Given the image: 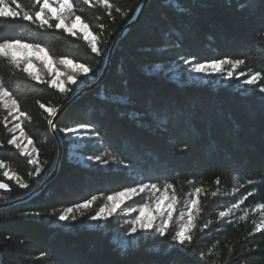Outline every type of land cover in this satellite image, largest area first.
Here are the masks:
<instances>
[{
    "label": "trees",
    "instance_id": "16d2710c",
    "mask_svg": "<svg viewBox=\"0 0 264 264\" xmlns=\"http://www.w3.org/2000/svg\"><path fill=\"white\" fill-rule=\"evenodd\" d=\"M142 1L70 0L72 16L80 15L96 35L97 47L104 52L99 57L81 35L41 29L38 22L24 21L23 11L20 18L0 19V41L39 44L54 61L74 59L91 69L61 92L0 57V83L18 102V113H24L19 114L21 129L36 152L33 164L8 144L11 136L0 101V183L8 185L0 189V205L24 197L53 171L58 153L49 127L53 115L41 104L58 111L77 86L100 75L110 44L134 19ZM17 2L33 16L39 10L33 0ZM223 59L243 61L239 72L255 75V83L241 90L234 89V82L217 88L211 83L180 85L164 74L184 62ZM157 67L161 70L156 72ZM260 88L264 0H149L139 21L119 37L103 80L57 118L62 154L54 178L26 201L0 208V264H264ZM82 124L89 125L90 139L78 153L99 156L104 167H85L70 157L72 141L59 129ZM114 163L126 169L116 170ZM37 167L42 171L33 178ZM21 182L29 187L21 188ZM152 183L175 196L178 208L197 201L190 248L175 250V223L165 229L164 237L147 236L125 250L113 242L115 230L116 235L127 233L124 218H110L102 229L87 228L89 217L109 195ZM88 200L92 203L87 208H75ZM143 204L140 196L127 207ZM69 207V215L77 219L59 222L57 217Z\"/></svg>",
    "mask_w": 264,
    "mask_h": 264
},
{
    "label": "rangeland",
    "instance_id": "374dc122",
    "mask_svg": "<svg viewBox=\"0 0 264 264\" xmlns=\"http://www.w3.org/2000/svg\"><path fill=\"white\" fill-rule=\"evenodd\" d=\"M35 1V0H33ZM95 2H98V0H93ZM6 3H10L11 0H5ZM42 2V0H41ZM50 6L53 9V12L51 15L57 14V9L59 8V5L57 3V0H51ZM69 15V14H65ZM74 17L72 14L69 15V20L66 21V23H70L71 20H73ZM84 29L81 25H77L76 35H81L85 41L89 43V40H86L84 38ZM89 31V30H88ZM90 39V37H89ZM91 47V45H90ZM18 60L21 61L20 67L26 66V62L28 58H31V62L33 64L32 73L31 76L34 79V75L38 74L40 76V81H48L50 84L51 80H58L59 83L54 86L56 89L60 90V87L63 86L65 89L67 85H75L72 83H69L68 78L69 76H72L76 79L78 75H86L79 71V69H74L71 65H62L59 63V61H54L51 58V71H49V67H46L43 60H44V53H38L33 50H21L19 52L15 50H11ZM4 57V56H0ZM6 58V57H4ZM8 59V58H7ZM10 60V59H8ZM11 61V60H10ZM194 67V64L192 62H184L175 66H171L168 69L164 70V74L168 75V77L176 82L177 84L186 83V84H206L211 83L213 87H223L228 85L231 82H234V89L235 90H241L247 87H251L255 81L256 76L255 75H249L247 72H239V64H236V62H230L228 61L224 65H222V68L217 72H212V70L206 69L205 72L202 73H193L191 71V68ZM156 72L158 70H161L160 67H157L154 69ZM59 72L61 75L59 77L56 76V73ZM232 72L233 76L231 78H227V73ZM242 73V75H241ZM252 77H255L253 80V83L251 85L245 84L244 81L246 79H250ZM35 80V79H34ZM37 81V80H36ZM236 81V82H235ZM83 87V85L77 86V89H80ZM264 94V93H263ZM0 101L3 105V108L6 112V127L8 129V132L11 136V139H14L13 146H15L21 154L27 156L30 161L35 164L36 163V152L34 148L32 147L31 143H29V140L24 136L22 129H21V117L17 111L16 106L14 107L12 104V101L8 98H0ZM19 125V127H17ZM79 128V127H78ZM66 137L68 140L72 141V144L70 146V157L74 159V162L80 165H83L85 167L89 166H99L104 167V162H101L100 160L97 161L95 159L88 160L86 157H82L78 151L82 147H84L83 141L90 139V135L87 133L86 129H81L80 131L73 133V134H66ZM113 168L116 170H125L126 167L122 164L114 163ZM5 189V188H0ZM117 195V194H116ZM116 195H113L115 197ZM140 196H143L145 198V204H143L140 207H131L128 208L127 204L130 203V201L139 198ZM161 196L164 197V200L161 201ZM172 195L167 190H152L150 187L145 189L144 192L135 194L131 197H125L122 199L121 203L116 207L115 211L109 213L108 209L112 208L113 201H109L108 199L105 201L102 208H105V214L104 217L99 221H91L89 220L86 224L88 229H102L105 226V223L110 218H117L121 217L125 219V223L128 225L127 233L124 235H116L115 231L113 236V242L121 249L125 250L128 248H134L138 245V243L143 240L147 236H159L158 231L160 227H163V221H168V226L171 223H175L176 225V231L179 232L182 229H184L185 225L188 222V211L191 209L193 218L195 216V207H192L191 200H188L183 208H178L177 203L175 202L172 205V216L171 218L167 215V205L172 204L171 200ZM157 203L161 204L160 209L156 208ZM145 205H148V210L145 211V219L152 217L153 218V227L150 230H144L139 225H136L137 227V233L133 234L131 233V227L133 226V221L135 220V217L139 215L140 208L144 207ZM190 229L188 230L189 234ZM161 237V236H160Z\"/></svg>",
    "mask_w": 264,
    "mask_h": 264
},
{
    "label": "snow or ice",
    "instance_id": "6c2138e0",
    "mask_svg": "<svg viewBox=\"0 0 264 264\" xmlns=\"http://www.w3.org/2000/svg\"><path fill=\"white\" fill-rule=\"evenodd\" d=\"M91 2V0H83L84 4H89ZM101 3H105V0H100ZM35 3L39 5V10L36 11L34 13V16L32 14H30L28 11L24 10L21 6L20 3L17 2V0H11V4L15 5V8H13L10 4L6 3L5 0H0V19H17L20 18V14L23 11V17L22 19L24 21H28L32 24H39V27L41 29L47 27L49 29L51 28H55L56 30H63V32L67 33L68 35L71 36H75L77 34L76 29H77V25H81L82 28L85 30L84 31V38L86 40H89V43L91 45V52L95 53L96 56H102L104 55V52H102L98 47H97V37L96 35L91 32L88 31L89 26L85 23L82 22V17L80 15H76L75 18L73 20H71L70 23H66V21L69 20V15L73 12V4L70 2V0H57V3L59 5V8L57 9V14L55 15H51V13L53 12L52 7L50 6L51 0H35ZM108 7H111V5H108ZM69 14V15H65V14ZM55 20V24L53 25L52 21ZM90 37V39H89ZM106 43V42H105ZM11 50H15L17 52L24 50H33L35 52L38 53H44V64L46 67H49V71H51V59L48 56V54L45 51V48L40 46L39 44H34V43H28L25 41H22L20 39H10V40H2L0 41V56H4L8 59L11 60V63L16 66L17 68H20V70L24 73H28L29 75H33L32 73V68H33V64L31 62V58L27 59L26 62V66L24 67H20L21 65V61L17 59V57L15 56V54L11 51ZM228 61L226 59L223 60H213L210 62H205V63H198L195 62L194 60L192 61V63L194 64V67L191 68V71L193 73H202L205 72L206 69H211L212 72H217L222 68V65H224L225 63H227ZM60 64L62 65H71L74 69H79V71H81L84 74H90L91 69L88 66H85L82 62L81 63H75L74 59H69V58H61L59 61ZM243 63V61L237 60L236 64H240ZM61 75V73L57 72L56 76L59 77ZM242 75V73H241ZM233 76L232 72H228L227 73V78H231ZM2 79V78H0ZM34 79L37 81H40V76L38 74L34 75ZM255 79V77H252L250 79H246L244 81L245 84L251 85L253 83V80ZM69 83L72 84H78L79 81L77 79H75L72 76H69L68 78ZM59 83L58 80H51L50 81V85L51 86H56ZM66 89L61 86L60 87V91L64 92ZM260 92L264 93V88H260ZM8 98L9 100L12 101L13 106L15 107L17 105V101L15 99H13L11 92L7 89L6 85H4L3 83H0V98ZM41 107L44 108L45 111H47L49 113V115H55V113L57 112V109L54 108H48L45 105L41 104ZM20 115H24L23 112L19 113ZM49 124L54 126V122L52 120H49ZM17 127H19V125H17ZM89 125H80L79 128H74V127H69V128H60L59 131L60 132H64L66 134H73L76 133L78 131H80L81 129H86L88 128ZM14 143V139H10L8 141V144H12ZM29 143H31V141H29ZM97 160L99 161L101 158L99 156L93 157V156H88V160ZM31 163V161H29ZM106 163V162H105ZM0 167H3V162L0 161ZM41 168L37 167L35 169V172L32 174L33 178H35V176H38L41 173ZM5 176H7L9 179L12 178L11 174L8 172L4 173ZM169 187H171V185H168ZM8 185L0 183V188H7ZM20 187L21 188H27L29 187V184L21 182L20 183ZM151 188L152 190H157V184L152 183V184H141L139 185V187H130L127 188L124 191L119 192L115 197H113L112 195H109L107 197V199L109 201H113V206L112 208L108 209V212L111 213L113 211H115L116 207L121 203L122 199L125 197H131L135 194L138 193H142L145 191V189L147 188ZM200 190L197 189V192H199ZM93 199H95V197H93ZM161 201L164 200V197L161 196ZM172 200V204H168L167 208V215L169 218H171L172 216V205L175 203L176 198L175 196L171 197ZM92 203L91 200L85 201L84 203H80L75 205V208L77 209H81V208H87L90 204ZM197 204V201L195 199L191 200V205L192 207H195ZM235 207V205H233ZM161 204L157 203L156 208L160 209ZM148 210V205H145L144 207L140 208V212L139 215H137L135 217V220L133 221V226L131 227V233L135 234L137 233V227L136 225H139L142 229L144 230H150L153 227V218L149 217L147 219H145V211ZM70 213H73V208L69 207L65 210V212L61 213L57 219L59 222L61 223H65V222H69V221H75L77 219L75 214L69 215ZM105 214V208H100V210L98 212H96L95 215H91L89 217V219L93 222L95 221H99L104 217ZM37 219H39L40 217V213H36L35 214ZM225 213L222 211L220 212V216H224ZM163 223V227L159 228L158 234L161 237H164L166 235V231L165 229L168 227V221L165 220L162 222ZM193 227V215H192V211L191 209H189L188 211V222L185 225L184 229H182L179 232H176L175 235L172 237L173 241H174V247L176 251H180L182 249L185 248V246L187 245V247H191L194 243V237L191 234H186L188 233V230L191 229ZM260 229L257 228V231H259ZM43 255V254H42Z\"/></svg>",
    "mask_w": 264,
    "mask_h": 264
},
{
    "label": "water",
    "instance_id": "95a60500",
    "mask_svg": "<svg viewBox=\"0 0 264 264\" xmlns=\"http://www.w3.org/2000/svg\"><path fill=\"white\" fill-rule=\"evenodd\" d=\"M149 0H143L141 2V5L134 17V19L128 24L126 25L122 32L120 33V35L114 39L112 41V43L110 44V47L109 49L107 50V53H106V58H105V66L103 68V70L101 71L100 75L94 80L92 81L90 84L86 85V86H83L81 87L80 89H78L73 95H71L68 100L64 103V105L55 113V115H53L52 117V121L54 122V126L53 125H49L50 127V133H51V136L53 137L56 145H57V160H56V164H55V167L53 169V171L43 179V181L39 184V186L37 188H35L34 190H32L30 193H28L27 195H25L24 197L22 198H18V199H15L13 201H10L8 203H5V204H2L0 205V208L2 207H5V206H11V205H14V204H18V203H21V202H24L26 201L27 199H29L30 197H32L33 195H35L36 193H38L42 188L45 187L46 184H48L55 176L56 174V171H57V168H58V163L61 159V154H62V147H61V144H60V140L58 138V134L56 133L55 131V122L57 120V118L59 117V115L66 109L68 108L74 101H76L78 98H80L83 94L85 93H88L90 92L93 88H95L96 86H98V84L103 80L104 76H105V73L107 71V65L112 57V54H113V50L115 48V45L119 39V37L122 35V33L127 30L131 25L137 23L140 19V16L146 6V4L148 3Z\"/></svg>",
    "mask_w": 264,
    "mask_h": 264
}]
</instances>
